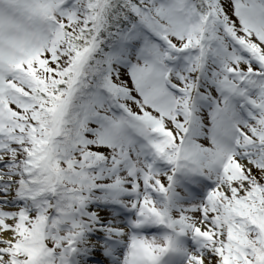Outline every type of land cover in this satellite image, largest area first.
Returning a JSON list of instances; mask_svg holds the SVG:
<instances>
[{
	"label": "snow or ice",
	"instance_id": "snow-or-ice-1",
	"mask_svg": "<svg viewBox=\"0 0 264 264\" xmlns=\"http://www.w3.org/2000/svg\"><path fill=\"white\" fill-rule=\"evenodd\" d=\"M0 264H264V0H0Z\"/></svg>",
	"mask_w": 264,
	"mask_h": 264
}]
</instances>
